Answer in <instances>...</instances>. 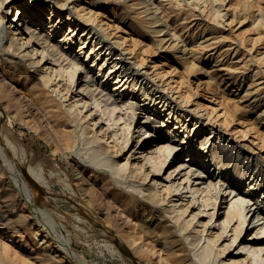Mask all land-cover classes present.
I'll use <instances>...</instances> for the list:
<instances>
[{
    "label": "bare ground",
    "instance_id": "1",
    "mask_svg": "<svg viewBox=\"0 0 264 264\" xmlns=\"http://www.w3.org/2000/svg\"><path fill=\"white\" fill-rule=\"evenodd\" d=\"M111 1L116 2V4L121 1L126 2V0ZM250 1L252 0H235L229 2L226 9L233 8L235 4L240 9L249 8L250 6L246 7V5ZM80 2L77 0H0V78L8 84L10 90H13L16 98L29 105L34 104L37 110L50 111L53 117L55 116L54 120L60 118L63 121L65 128L67 127L66 131L77 137H79L77 134H80L83 139L88 141L87 143L95 145L96 152H92L94 155L103 156L101 162L108 167L109 173H113L112 175L119 174L122 177L129 175L134 179H140V183L137 184L128 181L130 185H126L128 187L121 190L123 200H128L127 195L131 196L132 201L138 206L136 211L141 213L143 223L149 220L158 226L156 231L152 229L149 231L153 232L151 236L157 239L159 243L164 242V246L167 244L172 248L168 252L166 247L167 253L164 257L166 264H211L209 262L211 255L213 256L212 263L214 261L216 264H264V189L260 191L261 196L255 195L258 191L257 185L264 178V169L263 167L257 169L260 154H256L252 148H249L250 143L254 144V136L252 135V138L247 139L249 144L241 143L238 141L239 139H236V135L234 137V130L231 128L230 132L232 133L229 134H233L232 138L237 141L238 148H246L241 157L245 160L244 164L249 163L248 160L252 154L256 160L255 168L260 172L251 180L247 182L245 180L246 188L243 189L239 185L247 171H242L243 169L237 171L239 173L236 175L235 181L237 189L235 191L229 190L227 193L230 195V201L235 197L234 201L229 204L225 218L220 220V226L217 223L216 227V223H210V221L215 216L216 199L219 192L216 189V184L220 180L215 182L209 178L208 167L204 175H200L199 170L206 167L207 162L208 166L210 161H213V164L222 163L216 168L217 175L224 177L231 174L230 177H232L238 168L239 161L234 160V170H229L227 166L233 156L232 154L229 155L226 158L228 163H224V158L227 155L221 154L226 148H231L232 153L236 151L233 150L235 144H229L230 138L225 142L220 140L221 133L228 132L223 123L227 118L228 110L217 102V99L210 110L208 109L210 106L204 105L200 101L193 102L190 99L191 95L189 96V94L191 92L185 81L179 76L169 75V71L156 70L155 65L158 66V64H150L149 66L153 69L148 70L145 59H142V55L146 52H144V48L139 50L137 47L139 50L137 51L134 48L135 44L127 43L126 33L115 34V29L120 28L118 27L120 25L117 26L118 22L115 23L110 19L102 20L99 18L100 12L92 9L93 7H102L106 0H83L89 4L86 6H80ZM226 2V0H131L130 3L123 4L127 16H130L126 22H128L127 26L132 35H141L144 32L154 34L153 42H157L158 45L161 43L159 46H162V50L168 48L174 55L179 53L176 55L178 59H186L185 56L188 54V58L191 60L185 61L184 64L190 72L198 65L195 64V61L199 62L200 58L206 55L204 58L208 57L216 64L218 63L219 69L224 71L223 74L232 77L233 74L231 73L238 72L237 68L242 66L250 56L246 59L239 57L241 60L237 62L231 61L230 53L232 51V53H237L239 48L232 46V42L227 45L221 44L224 36L209 35L213 32L212 27L206 29L204 26L203 28L206 30L202 28L201 32L198 31L200 33L191 42H187L186 38L184 39L180 35L182 30L178 32L179 29L175 28L177 22L181 21L180 19L184 22L185 18L189 17L187 19L190 24L194 20L197 21L198 15L203 16L205 9L211 12L212 17L220 16L219 18H222V15L218 14L225 7ZM258 3H261V0ZM208 5L209 7H207ZM12 6L14 9L11 14L14 17L8 21V12ZM175 6L178 9L189 6L190 9L187 8L186 10L195 9L198 12L194 14L185 12L187 13L184 14L185 16L182 13L181 17L178 18L180 21L177 20L174 24L173 21L170 22V10L168 11V9L172 7L174 9ZM181 10L177 11L182 12L184 9ZM260 10L258 8V12ZM171 11L173 12L172 9ZM31 12L33 17L30 15ZM233 14L232 16H234ZM209 16V13L205 14V18ZM219 18L218 20H220ZM209 19L211 20V18ZM258 19L261 20V18ZM133 21L134 23L139 21L138 26H133ZM215 21L213 20V22ZM216 24L218 25V21ZM42 25H44L43 34L40 33ZM186 27L187 24L183 28ZM194 31L192 30L191 34H194ZM52 33L54 40H56L55 43L49 42L52 39ZM56 34L58 35L56 36ZM132 37L134 41H130L136 42L137 39ZM103 41L105 42L101 45L100 43ZM180 41H182L181 44ZM253 42H256V39ZM160 47L159 49H161ZM54 49L64 51L57 54ZM66 50H74L75 52L68 54ZM216 52L218 53L214 55ZM253 58L252 61L258 59L264 61V49L255 54ZM121 59L125 60L123 61L125 62L124 65H122L123 62L119 63ZM200 69L203 72L204 69ZM91 70L94 72L90 74ZM261 71L263 70L253 68L249 76L253 80L261 79L263 78L260 74ZM94 73L100 76L103 81L108 82V79L111 81L110 85L115 96L112 95L111 88L110 91H106V86L93 84L92 76ZM23 76L22 84L27 79L32 81V83L26 84L24 91L20 85L17 86L13 82L18 78L16 82L20 83ZM205 76L207 80L200 82H207L208 85H206L211 87V75L207 72ZM221 77L223 78V76ZM75 79L79 80L77 91L74 88ZM147 82L151 83L148 84ZM240 83L241 81H238V87ZM263 83L264 80H259L255 86L244 89L240 98L250 95L247 98L254 97L250 101L253 103L258 95L255 92L258 87L260 89L259 85ZM262 86L264 88V85ZM28 91L35 95V97L33 96L34 99L30 98L31 100H29ZM230 92L232 93L234 90L231 89ZM211 99L213 100V98ZM257 102H259V96L254 103ZM234 108L237 111L240 110V107L234 106ZM44 110L42 113L48 114ZM254 113H257V116H264V109L262 108L259 113L256 110ZM51 114L49 115L52 118ZM189 114H192L195 122L188 127L183 116ZM130 117L131 121L128 120ZM135 118H137V123L138 121L141 122L139 126L141 132L137 137V142L130 149L128 146L129 131ZM200 127H202L201 130ZM214 127L217 129V134L220 133L221 136L216 138L217 143L214 144L213 142L212 144V139L210 142L208 140L209 132L212 130L214 132ZM248 131V126L239 130L240 135L250 134ZM200 132H203L204 138L198 141V138L203 135H199ZM66 134L67 137L70 136V134ZM164 134L168 136L167 143L160 141ZM173 141L177 142L175 143L176 147L170 145L169 142ZM260 145L262 144L260 143ZM182 150H185L186 159L190 162L179 161L171 166L167 174L161 173L166 161L170 159L169 156L172 155V159L176 158L179 155L178 152ZM123 152H128L123 162L115 159L116 156H122ZM237 154L239 155V151ZM0 160L3 165L9 166V175H12L14 168L11 163L9 164V160L1 149ZM148 161L151 166L149 169ZM198 164H201V167ZM194 165L197 167L194 168ZM249 167L252 168L248 165ZM28 170L35 180L43 181L44 177L41 171L34 168ZM15 175L13 174L14 177ZM227 185L228 183H225V187ZM26 188L22 182H17V189L24 197ZM29 200L27 201L31 205L33 203L32 197ZM5 221L8 222V219ZM0 223L2 224L3 220ZM249 228L251 232L242 241L240 237L243 231ZM135 239L136 237L132 242ZM9 240L11 239L9 238ZM146 243L145 245H147ZM3 244V248H1L3 252L0 251V255L2 256L3 253L7 257L9 252L5 253L9 247L11 248V243L4 242ZM233 245H235L234 248H232ZM144 247L143 249L147 248ZM10 248L9 250H12ZM62 248L61 257L67 262L70 264L83 263L77 259L69 241H64ZM147 250L151 251V249ZM160 250L158 251L161 252ZM150 251H148L149 254ZM155 251L153 253L151 251L153 256L157 252ZM191 252H194L196 259L191 256ZM38 254L36 256H40ZM61 257L59 258L62 259ZM159 257L161 258V256ZM164 258L161 259L164 260ZM42 259L45 261V258L42 257ZM42 259L40 261H43ZM161 259L160 261H163ZM55 260L57 262V259Z\"/></svg>",
    "mask_w": 264,
    "mask_h": 264
},
{
    "label": "rangeland",
    "instance_id": "2",
    "mask_svg": "<svg viewBox=\"0 0 264 264\" xmlns=\"http://www.w3.org/2000/svg\"><path fill=\"white\" fill-rule=\"evenodd\" d=\"M80 1L81 0H77V2ZM226 1L227 2L224 5L225 7L222 9L224 12L220 10L218 14L222 15V18H219L220 16H217V18L214 16L212 17L211 12H209V10L206 11L205 9L203 16L198 15L199 18L197 21L194 20L192 24L188 23L189 17H187L188 19L185 18L184 22L182 19H180V21L178 18L181 17L180 15L182 13V15L185 16L187 13L194 14L198 12L197 10L195 11V9L193 10L192 8V10H186L187 8L190 9L189 6L179 9L175 6L174 9L173 7L171 8L173 12L170 8L168 11L170 10V22L173 21L172 23L176 24L177 20L180 21L177 22L175 28L177 30L179 29L178 32L182 30L181 33L183 32L184 34L180 33V35L184 39L186 38L185 40L187 42L193 41V38L196 39L197 35L202 31L204 26L206 29L212 27L211 29L213 32H211L209 35L224 36L225 39L223 38L221 44L227 45L232 42V46L239 48L237 53H232L233 51L231 52L233 55L230 53L231 61L237 62L241 60V58L246 59L250 56L249 59L239 67L240 69L237 68L238 72L235 71L231 73L233 74L231 75L232 77H228L227 75L223 74L224 71L219 69L218 63L216 64L215 61L208 59V57L204 58L206 55L201 57L199 62L197 60V62L195 61V64L197 63L198 65H195L196 67L192 72H190L187 70L186 64H184L185 61L191 60L188 58V54L185 56L186 59H178L176 55L179 53H175L174 55L171 49L168 48L162 50V46H159L161 43L158 45L157 42H153V39L155 38L154 34H148L144 32L141 33V35H132L130 28L127 26L128 22H126L130 16H127L128 14L125 12V7L123 4L126 2L130 3L131 0H126V2L121 1L118 4H116V2H112L111 0H106V2L102 4V7L92 8L100 12V19H110L115 23L118 22L117 26L120 25L118 26L120 28L117 30L115 29V34L118 35L121 33H126L128 38L127 43L130 44L131 42V45L135 44L134 48L137 51H139L141 48H144V52H146L143 55H140H142V59H145L144 61L147 64L146 67H148V70L153 69L151 66H149L150 64L153 65L154 63L155 65L156 63L158 64V66L155 65L156 70H161L164 72L169 71V75L179 76L183 81H185L187 88L191 92H189V96L191 95L190 99L193 100V102L200 101L204 105L210 106L208 107L210 110L214 101L218 100L217 102L221 103L222 106L228 110L227 118L223 122L225 128L228 129V132L225 134L222 132V137L220 140L225 142L230 138L229 144H235L233 150L236 151L232 153L231 148H226L221 154L223 156L224 154L227 155L224 158V163H228L226 158L232 154L233 158L227 166L229 170H234V162L237 160L239 161L238 168L235 170V174L232 177H230L231 174L225 175L224 177L217 175L218 171L216 168L221 166L222 163L213 164V161H210L208 166L207 162L206 167H202L199 170V174L204 175L207 171L206 168L208 167V175H210L209 178L215 182L220 180V182L216 184V189L219 190V192L216 199L215 216L210 221V223H216V227L217 223L218 226H220V220L225 218L229 204L231 201H234L235 197H233L230 201V195L227 193L229 190L235 191L237 189L235 187V181L237 177L236 175L239 174L238 172L242 169V171H247V173L241 179L242 183L239 185L240 188L245 189L246 182L251 180L253 177L258 176L260 171L257 169H260L261 167L264 169V116H257V113H254L256 110L259 113L262 108L264 109V88L262 86L264 83L259 85L260 89L258 87V90L255 92L258 94L257 98L259 96V102L254 103L257 98L253 101V103L250 102L252 98H254L251 97L248 99L247 97L250 95L240 98V95H242L244 89L255 86L259 80H264V61L259 59L257 61L251 60L255 54H258L259 51L264 49V0H261V3H258L260 0H252L249 2L250 5H246V7H250H243V9L236 7L237 5L234 3L235 6L232 4L234 7L230 8L229 10L226 9L227 5L229 2L231 3L235 0ZM82 5L86 6L89 4L83 2L82 0V2H80V6ZM207 7H209V5ZM258 8L261 9L259 12ZM13 9L14 6H12L8 12V21H11V19L14 17L11 14ZM176 9H184L185 11L181 10L182 12H178ZM231 9L235 11H231ZM229 11L231 12L229 13ZM206 12H208L210 15L208 18H205V14H208ZM111 14H114L115 18L114 16H111ZM232 14L234 16H232ZM30 15L33 17L32 12ZM209 18L216 21L213 22V20L211 21ZM218 18L220 20H218ZM258 18H261V20ZM225 20L229 22L227 23ZM217 21L218 25L216 24ZM137 22L134 23L133 21V26H138L139 21ZM224 22L225 24H223ZM186 24L187 27L190 24V28H183ZM192 30L195 32L194 34H191ZM43 31L44 25H42L40 33L43 34ZM198 31L200 32L198 33ZM53 35L54 34L52 33V39L49 41L50 43L56 42ZM57 35L58 34H56V36ZM131 36H134L135 39H137L136 42L132 43L134 38H131ZM255 39L256 42H253ZM104 42L105 41L101 42L100 44L102 45ZM181 42L182 41H180V44ZM180 44L178 43V45ZM159 47L161 49H159ZM62 51L64 50L59 51L54 49V52L57 54L61 53ZM67 51L68 50H66V52ZM69 52L73 53L75 51L69 50L67 53L69 54ZM217 53L218 52L214 53V55ZM123 61L125 60L121 59L119 63ZM124 64L125 62H123L122 65ZM200 68L204 69L203 72H201ZM253 68H259L263 70L260 72L263 78L253 80V78L249 76L251 73L250 71ZM206 71L212 77L211 87L207 86V82H200L201 80H207V77L205 76L207 73ZM93 72L94 70H91L89 73L91 74ZM241 74L242 76H240ZM95 75L96 74L94 73V76H92L94 79L92 81L93 84L95 86L97 84H101L103 87L106 86V91H110L111 88V93L115 96V93L113 92V89L110 85L111 81L109 79L108 82L105 80L103 81L100 76ZM221 76H223L224 79ZM17 80L18 78L13 80L14 84L16 83L17 86L20 85V87L23 88V91L26 90V84L28 85L30 82L32 83L30 79H27L22 84L24 81V76L21 77L20 83H17ZM238 81H241L239 87L237 84ZM4 82L5 81L0 78V149L9 160V164L11 163L13 166L14 171H12V175H9V166L3 165L2 161L0 160V221L3 220V223H0V251L3 252V249L1 248H3L4 242L8 244L11 243V248H9L12 249L9 250L8 248L9 251H6L5 254L9 252L7 257L6 255L4 256L3 253L2 256L0 255V264H70L65 259H63V257H61V251L63 250L62 245L64 241L70 242L72 245V250L74 251L77 259L81 263L83 261L82 264H160V262L162 264V262L165 261L164 257L167 253L165 251L166 247L168 252H170L172 248L167 246V244L164 246V242L159 243L157 239H154L153 236H151L153 232L149 230L152 229L156 231L158 226L155 225L154 222H149V220L143 223L141 213L136 211L138 206L132 201L131 196L127 195L128 200H123V194L121 190L127 188L128 186L126 187V185H128L129 182L134 184L140 183V179H134L129 175H123L122 177L119 174H117V176L115 174L112 175L113 173L111 172L109 173L108 167L103 162H101V158L103 156L95 154L97 156L96 157L94 155L93 152H96L95 145L87 143L88 141L83 139L80 134H77L79 136L77 137L76 135L73 136L68 131H66L67 127L65 128L63 121H61L60 118L56 119L57 121L54 120L55 116L53 117V114H51L50 111L49 113L44 109L37 110L34 104L29 105L28 103L16 98L13 90H10L8 84ZM74 82L76 85H74V88H76L77 91V84L79 83V80L77 81L75 79ZM147 83L150 84L151 82ZM208 87L210 88L208 89ZM231 89L234 90V92L231 93ZM28 93L27 97L29 100H31L30 98L34 99L35 95H32V92L29 91ZM211 98H213V100ZM234 106L240 107V110L237 111L235 108L233 109ZM42 110L48 114H43ZM49 114H51L53 119ZM183 118L188 127L192 126V124L195 122V118L192 117V114L183 116ZM128 120L131 121V117ZM140 125L141 122L138 121L137 123V118H135L131 125L132 127L130 126V141L128 144L130 149L137 142V137L141 132L139 128ZM247 126L249 127L248 132L250 134L240 135V128ZM201 128L202 127L199 129L201 130ZM231 128L234 130V137L236 135V139H239L238 141L241 143L245 142L249 144L247 139H250L254 136V144L250 143L249 148H252L256 154H260L259 161L257 162L259 163V167L257 166V169L255 168V156L252 154V157H250L251 161L249 158V163L244 164L245 160H243L241 157L243 151H245L246 148H238V144H236L237 141L232 138L233 134H229L232 133L230 132ZM66 133L70 134V136L67 137ZM160 134H162V132H160ZM201 134H203V132H200L199 135ZM221 134H217V129L214 127V132L213 130L212 132H209L210 137L208 142H210L212 139V144L213 142L214 144L217 143V139L221 136ZM203 138L204 134L202 137L198 138V141ZM160 141L167 143L168 136L165 134L162 135ZM169 143L170 145L175 146V143L177 142L173 141ZM260 143L262 145H260ZM217 145L221 146L219 144ZM237 151H239V155L237 154ZM178 153L179 155L176 158L172 159V155L169 156L170 159L166 161L161 173L164 175L167 174L170 171L171 166L179 161L187 163L190 162V160L186 159L187 157L185 156V150H182ZM127 154L128 152H123L122 156H116L115 159L123 162ZM199 165L201 167V164H198V166ZM248 165L252 166L255 171L251 167L248 168ZM147 166L148 169L151 168L149 161L147 162ZM196 167L197 165H194V168ZM30 168L41 171L44 177L42 182L34 179V177L29 173L28 169ZM13 174H16L15 177ZM245 180L246 182H244ZM17 182H22L27 187L25 197L17 189ZM222 182H224V184H222ZM225 183H228L227 187H225ZM257 187L258 191H256L255 195L261 196L260 191L264 189V178L260 181ZM31 197L33 199V203L30 205L28 201H30L29 198ZM129 198H131L130 201ZM217 216L218 218L216 219ZM3 218L6 220L8 219V222ZM250 232V228L247 230L245 229L242 233V236L240 237L241 240H245L244 237L249 235ZM8 237L11 240H9ZM135 237L137 240L135 239L136 241L134 240L135 242H132ZM145 243L147 245H145ZM144 245L147 247L146 249H143ZM158 247L161 249V252L158 251ZM234 247L235 245L232 246V248ZM147 249H151L152 253L155 250L157 252L155 251L156 254L154 252L155 255L153 256L151 251ZM148 251H150V254ZM36 252L39 253L38 255L40 256H36ZM159 256H161V258L163 257L164 260ZM191 256L196 259L194 252H191ZM42 257L45 258V261L42 259ZM209 257V262H211V264H216L214 261L212 263L213 256L211 255ZM39 258H41L44 262L40 261L41 259ZM159 258L163 261H160ZM55 259H57V262L59 263H57ZM164 263L166 264V261Z\"/></svg>",
    "mask_w": 264,
    "mask_h": 264
}]
</instances>
